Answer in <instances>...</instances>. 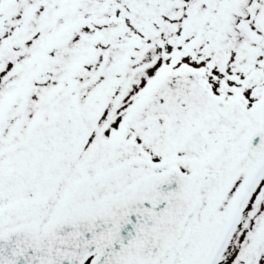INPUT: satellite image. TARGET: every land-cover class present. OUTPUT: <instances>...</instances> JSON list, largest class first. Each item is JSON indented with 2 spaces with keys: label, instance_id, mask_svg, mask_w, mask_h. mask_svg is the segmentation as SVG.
Masks as SVG:
<instances>
[{
  "label": "snow or ice",
  "instance_id": "6c2138e0",
  "mask_svg": "<svg viewBox=\"0 0 264 264\" xmlns=\"http://www.w3.org/2000/svg\"><path fill=\"white\" fill-rule=\"evenodd\" d=\"M0 264H264V0H0Z\"/></svg>",
  "mask_w": 264,
  "mask_h": 264
}]
</instances>
